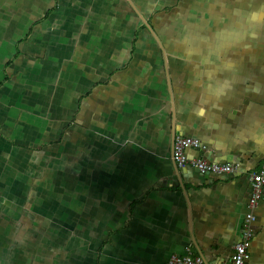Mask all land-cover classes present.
Wrapping results in <instances>:
<instances>
[{
  "label": "crops",
  "instance_id": "1",
  "mask_svg": "<svg viewBox=\"0 0 264 264\" xmlns=\"http://www.w3.org/2000/svg\"><path fill=\"white\" fill-rule=\"evenodd\" d=\"M263 161L264 0H0V264L226 262Z\"/></svg>",
  "mask_w": 264,
  "mask_h": 264
},
{
  "label": "built area",
  "instance_id": "2",
  "mask_svg": "<svg viewBox=\"0 0 264 264\" xmlns=\"http://www.w3.org/2000/svg\"><path fill=\"white\" fill-rule=\"evenodd\" d=\"M206 146L198 139L185 136H175L172 142L171 156L178 167H192L202 174H225L234 170L229 163L211 162L202 157L190 156L189 148L204 149ZM250 195L247 202V212L244 216L240 240L232 246L230 259L219 264H246L249 259V248L253 239L252 222L255 220L254 209L264 196V161L260 168L249 174ZM164 264H209L199 254L172 255Z\"/></svg>",
  "mask_w": 264,
  "mask_h": 264
}]
</instances>
